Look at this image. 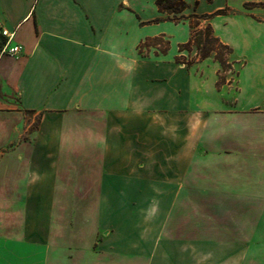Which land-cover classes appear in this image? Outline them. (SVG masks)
Masks as SVG:
<instances>
[{
    "label": "crops",
    "instance_id": "1",
    "mask_svg": "<svg viewBox=\"0 0 264 264\" xmlns=\"http://www.w3.org/2000/svg\"><path fill=\"white\" fill-rule=\"evenodd\" d=\"M209 1L181 15L234 5ZM156 2L0 0V264H264V53L218 87L214 57L176 61L190 24ZM87 204L136 206L135 227L98 252L73 228Z\"/></svg>",
    "mask_w": 264,
    "mask_h": 264
},
{
    "label": "rangeland",
    "instance_id": "2",
    "mask_svg": "<svg viewBox=\"0 0 264 264\" xmlns=\"http://www.w3.org/2000/svg\"><path fill=\"white\" fill-rule=\"evenodd\" d=\"M210 2L211 0L209 1V3ZM232 3H234V5L232 4L233 6H230L225 10L226 14L218 18L216 16L211 20V24L214 28L216 35L224 43L226 42V44L230 45L233 49L234 46L238 47L237 51L234 49L233 56L231 58H227V60L231 63L232 68L223 71L220 75L223 80H226L224 84H226L227 80L234 81L236 79V73H238L242 69V67L247 63V60L244 58L248 55L253 54L254 50H251V48H249L250 46L248 45L250 41L256 42L254 47L258 49L257 52L264 53V0H233ZM210 7L212 6L206 5L202 8L209 10ZM130 24L131 22L129 23V28ZM206 24L207 23L203 21L202 27ZM140 34L142 35V32H130L129 40H136ZM153 52V49L150 50V52L149 50H144V55H152ZM195 53L196 52L194 50V54L191 55L190 58H195ZM190 58L188 57V59ZM28 118L29 117L25 115L24 123H26V126L32 123V126H30V130L28 131V134H30L31 132L35 131L37 127V122L28 120ZM26 138L28 139V137ZM73 207L77 211L79 208L78 212L81 213V219L78 220L80 222V226H73V228H76V230L78 229L76 231L78 233L76 237H80V240L83 241L89 232L91 234H93V232L96 233L97 241L96 243H94V245H96V250L98 252H100L99 246L104 243L106 238L110 239V243L111 241L113 242V240H120L122 235L121 229L126 228V220L128 227H135L136 215L134 209L136 206H128V214L122 213V217L120 213V206H99L87 204ZM69 208V206H65L64 209V215L67 218L63 222V228L65 229H69L70 226L73 225L72 221L68 219L71 217L70 214L72 212V209L70 211ZM145 208L147 211L148 209L153 208V206H145ZM107 210L108 213L106 212ZM105 213H107V216H105ZM152 214L153 212L151 211L146 212V220L149 217H152ZM124 215L126 219L124 218ZM89 216H91L90 221ZM106 218L109 219L108 221H110L111 219L110 223L112 224V226L110 227L109 225L107 227V231H104V224L106 222ZM78 221L77 224L79 223ZM109 231L112 232L110 233L111 236H106L105 233L107 232L108 234ZM97 260L101 261V257L98 256Z\"/></svg>",
    "mask_w": 264,
    "mask_h": 264
},
{
    "label": "trees",
    "instance_id": "3",
    "mask_svg": "<svg viewBox=\"0 0 264 264\" xmlns=\"http://www.w3.org/2000/svg\"><path fill=\"white\" fill-rule=\"evenodd\" d=\"M156 5L161 13L167 14V18L158 19L156 22L163 20L172 21L175 23H181L182 21H188L191 28V38L186 44L180 45V52H188L189 58L194 54L195 58L177 57L176 61L179 63L193 65L197 61H203L209 57H214L215 60L221 65V70L226 71L231 69L232 65L227 60L228 57H232L234 49L224 43L215 33L211 24V20L220 15L226 14L225 11H218L213 15H197L192 14L188 17L181 15L188 5L184 0H157ZM207 24L202 27V23ZM170 42L165 35H161L155 38H149L144 41L138 47L140 55L144 56V50L154 49L156 54H166L169 51ZM226 80H223L219 76L218 87H221Z\"/></svg>",
    "mask_w": 264,
    "mask_h": 264
},
{
    "label": "built area",
    "instance_id": "4",
    "mask_svg": "<svg viewBox=\"0 0 264 264\" xmlns=\"http://www.w3.org/2000/svg\"><path fill=\"white\" fill-rule=\"evenodd\" d=\"M3 36L9 37L10 40L13 38V34H9L7 31H3ZM22 51H23L22 46L16 45L14 47H10L7 43L6 46L3 48V50L1 51V53L15 57L20 55Z\"/></svg>",
    "mask_w": 264,
    "mask_h": 264
}]
</instances>
